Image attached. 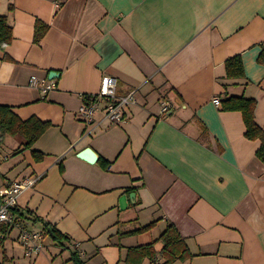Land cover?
Wrapping results in <instances>:
<instances>
[{
    "label": "crops",
    "instance_id": "obj_1",
    "mask_svg": "<svg viewBox=\"0 0 264 264\" xmlns=\"http://www.w3.org/2000/svg\"><path fill=\"white\" fill-rule=\"evenodd\" d=\"M0 16L12 28L0 51V105L51 124L33 146L39 161L31 149L18 153L22 135L1 136L0 190L40 177L17 214L28 229L49 223L68 238L62 246L44 233L43 251L28 258L14 228L0 236V264H74L73 243L83 264H131L130 250L169 225L191 255L171 264H264L261 143L245 137L239 111L212 101L254 98L264 129V0H0ZM38 21L47 30L36 43ZM236 55L245 76L230 79L225 62ZM105 75L119 95L140 88L138 102L121 124L101 112L83 122L81 94L97 92ZM32 76L57 88L43 94ZM86 148L93 163L78 157ZM162 248L141 264H161Z\"/></svg>",
    "mask_w": 264,
    "mask_h": 264
},
{
    "label": "trees",
    "instance_id": "obj_2",
    "mask_svg": "<svg viewBox=\"0 0 264 264\" xmlns=\"http://www.w3.org/2000/svg\"><path fill=\"white\" fill-rule=\"evenodd\" d=\"M47 30V25L38 21L35 25V38L36 43L40 42ZM12 40V28L8 24L5 16H0V51L4 52L5 48ZM5 58V57H4ZM257 62L264 65V49L257 58ZM226 74L228 78H243L245 76L244 66L240 55L233 56L225 62ZM257 101L254 98H246L244 96H231L225 97L221 100L222 111H239L245 125V137L248 140H258L261 145L256 152L257 157L264 163V129L260 127L255 119V110ZM51 126L49 122H43L36 117H31L27 120H21L9 106L0 105V138L1 136H14L20 134L24 137L25 142L18 153L23 149H31L34 159L39 161L43 159L44 154L39 150L33 149L36 141L46 132ZM60 172L63 173V167L60 165ZM15 209L16 215L20 218L23 216ZM150 227H144L137 231H144ZM14 227L8 224L0 225V234L5 238ZM136 232V231H135ZM50 236L52 240L63 246V241L68 238L61 235L49 223L44 224L43 234ZM44 234V235H45ZM2 239H0L1 242ZM162 242L163 248L160 251L163 262L161 264H171L177 260H186L191 255L188 251L187 245L181 239V236L174 225H169L161 236L151 244L137 247L130 250L127 261L131 264H141L146 259H155L158 252L155 250V245ZM71 261L74 264H83L78 256V252L71 254Z\"/></svg>",
    "mask_w": 264,
    "mask_h": 264
},
{
    "label": "built area",
    "instance_id": "obj_3",
    "mask_svg": "<svg viewBox=\"0 0 264 264\" xmlns=\"http://www.w3.org/2000/svg\"><path fill=\"white\" fill-rule=\"evenodd\" d=\"M30 86L38 87L43 94L55 90L57 83L52 80L40 79L36 76L30 78ZM140 88L132 89L125 95L117 93V80L112 76H102L100 88L95 93L81 94L82 105L79 110L80 118L83 122L94 123L97 113L103 114V120L111 125L125 122L124 108L135 105L138 102ZM213 104L221 106L219 97L213 98ZM174 105L167 101L161 104L160 115L166 116ZM1 134V133H0ZM40 179L38 176L24 178L15 181L0 190V225L8 224L19 230L17 241L23 247L24 254L30 258L44 249L45 237L43 232L28 229L25 220L19 218L15 209L18 205L19 196L27 189L35 186ZM0 236H2L0 234ZM73 248L78 252L79 244L73 243ZM80 255L81 252H78Z\"/></svg>",
    "mask_w": 264,
    "mask_h": 264
},
{
    "label": "water",
    "instance_id": "obj_4",
    "mask_svg": "<svg viewBox=\"0 0 264 264\" xmlns=\"http://www.w3.org/2000/svg\"><path fill=\"white\" fill-rule=\"evenodd\" d=\"M52 73H56L57 74V72H52ZM176 102L179 105H182L180 100H177ZM78 157L86 160L89 163H93L97 159V155H96L95 151H93L91 148L84 149L82 152H80L78 154Z\"/></svg>",
    "mask_w": 264,
    "mask_h": 264
}]
</instances>
